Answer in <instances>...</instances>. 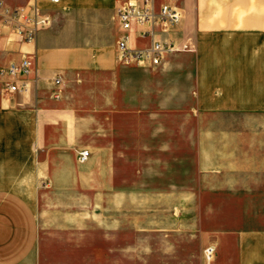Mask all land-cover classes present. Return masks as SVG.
Wrapping results in <instances>:
<instances>
[{"label":"crops","instance_id":"1","mask_svg":"<svg viewBox=\"0 0 264 264\" xmlns=\"http://www.w3.org/2000/svg\"><path fill=\"white\" fill-rule=\"evenodd\" d=\"M150 1L179 22L123 29L119 9L142 0H0V67L33 61L26 91L0 92V264H264V192L246 226L214 196L178 210L167 194L147 221L135 183L173 182L142 156L173 154L175 122L193 170L264 180V0ZM34 5L49 22L25 41L3 16ZM124 37L174 50L127 63Z\"/></svg>","mask_w":264,"mask_h":264},{"label":"rangeland","instance_id":"2","mask_svg":"<svg viewBox=\"0 0 264 264\" xmlns=\"http://www.w3.org/2000/svg\"><path fill=\"white\" fill-rule=\"evenodd\" d=\"M174 132L173 154L142 156V167L151 169L152 178L155 177L160 181L167 176L173 180V182H135L136 184L140 183L143 190L141 207L143 218L148 221L149 212L166 208V205H169L165 201L167 194H173L175 209L178 206V210H182L183 195L187 196L186 202L189 201L186 204V208L190 207L191 210H197L199 205H202L204 209L205 204L207 208V201L210 200V197L213 198L214 196L216 200L218 197L222 199L223 208L225 206L227 209H230L232 214L230 220L232 222H236L239 226L252 224L253 220L246 215L245 209L247 205L250 206L251 204V206H254L256 200H258V205L261 202L264 192V180L260 176L263 173L246 171L199 172L193 170L194 156L182 153V140L178 137V134H180V124L177 122L174 124ZM145 157L150 163L144 162ZM257 174L259 175L258 178L252 176ZM128 184L131 185L134 182H127ZM213 184H216V189H213V186L212 188L209 187ZM148 195H152L157 199L148 201ZM127 201L129 200L127 199ZM134 257L135 253L133 251H127V260Z\"/></svg>","mask_w":264,"mask_h":264},{"label":"built area","instance_id":"3","mask_svg":"<svg viewBox=\"0 0 264 264\" xmlns=\"http://www.w3.org/2000/svg\"><path fill=\"white\" fill-rule=\"evenodd\" d=\"M57 2L58 0H54ZM33 13L30 14L24 9L5 10L3 16V24L9 26L11 30L16 32L23 40L31 41L35 38L37 29L49 22V15L43 14L34 5L31 8ZM119 19L123 29L129 30L133 22L144 23L147 21H161L166 24H175L181 18L179 9L169 3L161 5L157 12L154 11L150 0H142V2H132L118 11ZM13 21H20L15 23ZM2 26L0 25V33ZM174 50V45L168 42L158 40L147 48H132L127 43V38L124 37L119 41V54L121 60L130 63L134 61H148L152 65H159L164 59L166 53ZM33 67L31 57L26 56L20 62H13L7 66L0 67V92L16 93L27 90V84L23 81V77L28 75ZM59 80L57 79V82ZM89 151L84 149L80 151L79 158L81 161L87 160ZM214 255V248L209 246L205 248V256L211 260Z\"/></svg>","mask_w":264,"mask_h":264}]
</instances>
